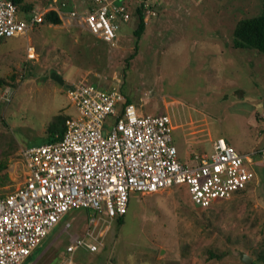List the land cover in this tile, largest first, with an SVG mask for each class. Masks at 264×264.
<instances>
[{
  "label": "rangeland",
  "instance_id": "rangeland-1",
  "mask_svg": "<svg viewBox=\"0 0 264 264\" xmlns=\"http://www.w3.org/2000/svg\"><path fill=\"white\" fill-rule=\"evenodd\" d=\"M167 1L169 8L146 24L140 40L132 35L135 19L123 25L116 48L79 19L67 23L69 12L85 14L89 0L22 1L30 9L20 8V19L33 10L58 11L61 23L43 21L25 36L0 39V195L23 183L21 150L42 145L49 131L75 117L66 94L78 83L119 89L144 114L171 112L177 104L183 118L195 109L214 119L212 132L238 154L264 149V55L232 48L236 24L260 15L262 0ZM29 45L33 59L27 58ZM172 138L185 164L209 147L203 134L185 137L176 130ZM253 169L256 180L246 190L205 209L190 202L185 186H175L133 194L121 224L72 210L24 264H264V167ZM88 216L96 218L92 237ZM72 236L97 251L69 258Z\"/></svg>",
  "mask_w": 264,
  "mask_h": 264
},
{
  "label": "built area",
  "instance_id": "built-area-1",
  "mask_svg": "<svg viewBox=\"0 0 264 264\" xmlns=\"http://www.w3.org/2000/svg\"><path fill=\"white\" fill-rule=\"evenodd\" d=\"M89 2L83 16L69 12L67 23L79 19L92 36L112 48L135 11L147 24L169 8L166 0ZM45 13L33 10L23 20L13 2L0 0V39L25 36L44 21ZM34 56L28 46L27 58ZM66 95L76 115L65 121L62 138L22 149L23 183L0 195V264H23L72 210L121 218L133 194L151 195L175 186L187 188L194 206L209 208L246 190L256 180L253 168L264 160V149L238 154L217 130L212 132L217 128L214 119L195 109L188 108L183 118L177 104V115L173 107L164 114H144L119 89L87 83L70 87ZM176 130L185 137L203 134L208 149L190 155L191 164L181 162L172 138ZM87 224L92 237L96 218L88 216ZM79 250L95 253L97 247L72 236L65 253L71 258Z\"/></svg>",
  "mask_w": 264,
  "mask_h": 264
},
{
  "label": "trees",
  "instance_id": "trees-1",
  "mask_svg": "<svg viewBox=\"0 0 264 264\" xmlns=\"http://www.w3.org/2000/svg\"><path fill=\"white\" fill-rule=\"evenodd\" d=\"M10 1L16 5L17 10L19 12L22 10L21 12L25 11L26 13L30 9L29 6L27 7L22 6L23 0H10ZM166 2L168 3L167 0ZM132 18L136 20V28L132 32V35L134 36L136 41H138L140 40L141 36L144 33L146 24L141 18L138 10L132 14ZM44 19L46 24L59 25L61 23L58 15L54 11H49L44 16ZM136 48L137 46L134 47L135 51ZM232 48L234 50H243V49L253 50L264 55V0H262V11L260 15L251 19L240 20L236 24L233 30ZM134 55L135 52L130 56L129 59L133 58ZM0 83L2 82L0 81ZM127 101L128 103H130L128 99ZM65 121L66 120L63 121V123L59 128L57 127L53 131L48 132L49 135L45 139L44 143L55 142L62 138L65 130ZM118 222L121 224V218H118Z\"/></svg>",
  "mask_w": 264,
  "mask_h": 264
},
{
  "label": "water",
  "instance_id": "water-1",
  "mask_svg": "<svg viewBox=\"0 0 264 264\" xmlns=\"http://www.w3.org/2000/svg\"><path fill=\"white\" fill-rule=\"evenodd\" d=\"M52 78L54 81H56L58 84L62 85V79L60 77H57L56 75H53ZM241 260L245 263H248L247 259L245 258L244 255L241 256Z\"/></svg>",
  "mask_w": 264,
  "mask_h": 264
},
{
  "label": "crops",
  "instance_id": "crops-1",
  "mask_svg": "<svg viewBox=\"0 0 264 264\" xmlns=\"http://www.w3.org/2000/svg\"><path fill=\"white\" fill-rule=\"evenodd\" d=\"M57 12H58V11H57ZM57 12H56V14L59 16V14H58ZM29 46H30V45H29ZM91 85H92V84H91ZM224 139H225V138H224ZM225 140H226V139H225ZM260 164H261V163H260ZM263 167H264V166H263ZM263 167L258 166L257 168H261V169H262ZM257 168H256V169H257ZM44 240H45V239H44ZM44 240L41 242V244L44 242ZM41 244H40V245H41ZM40 245L37 247V249L33 252V254H32L31 256H33V255L36 253V251L39 249ZM31 256H30V257H31ZM30 257H28L27 260H29ZM27 260H26V261H27ZM26 261H25V262H26ZM25 262H24V263H25ZM24 263H23V264H24Z\"/></svg>",
  "mask_w": 264,
  "mask_h": 264
}]
</instances>
